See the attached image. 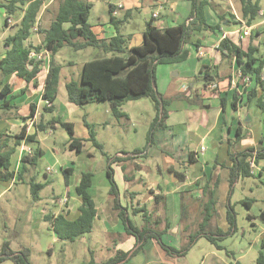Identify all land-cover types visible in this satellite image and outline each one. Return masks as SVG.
<instances>
[{"label":"crops","instance_id":"obj_1","mask_svg":"<svg viewBox=\"0 0 264 264\" xmlns=\"http://www.w3.org/2000/svg\"><path fill=\"white\" fill-rule=\"evenodd\" d=\"M53 1L55 0L45 1V4L43 5V8L39 14L37 24L34 27L37 29V31L33 30V34L25 42V44L28 46L42 47L41 51L38 52L35 48H33L30 53L31 60L42 62L41 71L38 74L37 79L35 81L27 83L24 79L19 78L15 74L6 77L0 76V133L6 135H15L20 133L22 129L26 127L27 134H37V138L40 144L42 141L40 139L41 132L37 130V126L39 124H48L50 121H52L53 118L58 120L60 119L63 122L73 123L70 117L80 107L69 102L66 84L70 80H74L77 82L81 81L84 64L87 62L84 61L82 64H76L71 61L67 62L66 58L60 57V54L62 52H60L56 56V62L61 64L62 66L60 73V83L58 87V96L54 103L56 106V110L58 108L57 103L59 102V95L62 89H66V94L62 96L65 104H63L62 107L63 112L55 115L52 119H47L46 115H53L56 113V110L52 114L43 112V108L47 104V102L43 99V94L45 92L46 81L50 70L51 56L49 51L45 49L42 43L43 37L41 38L38 35V28H48L51 22L55 19L60 6L64 2V0H57L58 9L56 13H54L52 17H48L46 19L45 17L47 15L45 14V12H49V9L47 8ZM86 1L92 4V11L89 21L92 24L94 32L99 39H110L117 35L116 28L110 23L109 12L110 7L112 6L114 7V16L117 18V20L124 21L120 28L121 32L129 39V47H137L143 44L145 27L141 32L137 34L133 32H126L125 30V26L129 24L132 17L131 11H133V9H138L137 5H139L138 3L140 2V0H117V2H113L111 0ZM209 1V5H207L205 8L209 24L217 25L220 23V18L223 17L226 21L224 22L222 29L216 33L201 31L200 33L194 34L190 38L189 42L185 45V48L190 52L189 59L181 63L169 64L167 66H173V68L176 69L179 68V64L190 62L192 68L191 72H184V79H187L189 81L195 78L196 72L198 70L200 73V77H203L204 72L206 71H209V73L212 74L217 70L219 72V78L209 84L204 81L203 87L208 89L211 88L213 84L217 86L227 84L228 86H231V89L227 90L224 93H219V95L214 94L210 98L208 90H205L203 88L195 90L193 86L189 87L190 90L188 89V94L184 95L182 92H179L177 96L179 100V107L178 109H174L173 111L169 110V118L166 121V128L163 130L164 135H162V133L160 132L156 133L157 142L159 140L161 144L160 149L158 148L153 150V146H151L147 151L141 154L127 155L125 153H120L117 157H119V159L121 160H117L112 164L115 183L116 174L118 173V171H121L123 174L119 177L121 180V185H117L116 183V186L119 191L120 203L124 208L128 210V216L130 218L131 216H136L133 214V210L144 208L148 213L152 215L151 220L148 224L145 222V220L143 224H137V227L141 229L146 227L148 230L150 229L154 232H163L166 235L173 232L178 233L181 230L182 232H186V225H184L185 220H182L181 224H179L180 227L178 228H176V226L171 221L172 210L170 207V197L174 198L179 195L186 194L189 196L190 194L191 196L189 197H182L186 206L188 205V216L196 210L199 214L202 215V217H204V213L208 209V205L211 201H217L219 206L221 207L223 206V203L227 204L226 199H228L230 189V167L232 166V162L229 158V153H239L250 148H254L255 150H257L264 145L263 124L262 127L258 126L257 123L255 124V120H257L256 118H259L260 122L262 123L263 112L256 106L255 102L246 103L245 98H243V100H240L236 104L237 110H234V108L232 107L234 94H236L238 97L242 96L243 94L242 92L239 93V90H241L240 88H238V91L235 90V86L240 83L239 81H237V83L235 80V73L238 72L239 69L236 66L235 60H233L231 63L230 61L223 59L222 52L220 51V44L224 39H229L234 44L242 47L243 50H247L250 45L258 47L257 42H260L264 35V9L262 8L260 12V16L262 18L252 27H248L245 25V23H240L241 2L239 5V9V7L234 3L233 0ZM148 2L153 9L152 15L148 21L153 19L154 25L158 28L166 29L177 27L185 23L188 24L193 8V0H186L184 2V5H182L184 7V13L171 11L169 14L162 13V9L165 8L166 0H148ZM97 4L105 5L103 7V11L108 15L105 16L104 19L95 18L94 22H92V12L96 10ZM236 6L238 7V9ZM238 10H240L239 13ZM43 19L45 22L49 20V25L47 27H43V24H45L44 21L42 22ZM148 21L145 22V26ZM228 21L230 22V24H228ZM246 30L249 31V36L244 35V32ZM197 42L200 44V47L198 49L196 48ZM4 57L5 51L1 50L0 60ZM203 67H205V71L201 72ZM30 68H32V66H30ZM221 73L222 76L223 74H227V76L222 77ZM6 84L12 87V92L6 97H3L1 95V90ZM246 86L249 87L248 89L252 87L251 85ZM23 90L25 91L24 93H22ZM195 92H198L197 97L202 96L206 100V102L201 103L200 107L206 108L208 111L199 113L197 109H194L191 106L188 107L187 105L185 107L184 103L189 102L188 99L191 97L190 95ZM223 95L226 97H223ZM7 101L9 104L4 108L3 104ZM193 104L197 103L193 102ZM215 104H217V108L215 110H212V105ZM33 110L34 114L32 115L31 113ZM178 113L181 114L178 115ZM243 117L244 119L246 117L249 123L251 121V123L254 124L251 125V123H244ZM124 118L127 119L128 122H130L129 116L128 118ZM58 127L59 126L56 124L55 128L42 133L54 134ZM239 128H241L242 130V139L239 142H235L236 133ZM167 132H170V134L168 135ZM81 133L82 137L79 136L77 132H75L76 137L84 139L86 141L90 138L89 131L85 124L81 130ZM232 140L234 142L230 145L231 147L227 146L228 150L226 149L225 154V144L223 142L226 141L227 143H231ZM207 141L212 142L213 148L210 151L211 155L216 158V163L212 166L209 165L208 161H202V158L205 157L206 153L209 151V148L205 147V143ZM261 141L263 142L261 143ZM194 143H197V147L200 148L193 150L192 146ZM85 145L86 144L84 142V147ZM202 147L204 148V150H202ZM26 149H32V147L26 145L23 142L17 149L15 154L12 156L11 169L15 171L16 174H19L22 171L23 163L21 162V159L24 155H27V152L25 151ZM190 153H192L193 155V163L186 165L189 161ZM150 155L156 158L164 159V161L166 162V169L169 171L170 181L168 183H165V187L160 184V174L162 171H164L162 167L158 166V174H155L144 165V160H146V158H148ZM87 156L92 157L93 154L87 153ZM176 164H182L183 170H177ZM263 166L264 161H262L256 169H253V175L255 177L264 179V172L263 175L260 176V171ZM29 168L30 167H28V171L26 173L30 171ZM61 168H63L64 172L65 170H67V168H65V164L61 165ZM190 168L191 170H189ZM47 171L50 172V168H48ZM105 171L106 177L108 179L107 185L111 189V183L107 175L108 160ZM26 173H24V176ZM177 173H184L185 179L183 181L179 180L177 177ZM24 176L20 178L15 177L11 181H0V183L7 184V187H2V184H0V201L4 198L2 196L8 195V193H6L7 189H10V191H12L13 189H16V187L18 188L23 184L30 186V183L34 179L36 180V176L34 175V173L30 181H27ZM45 176L48 177V173H46ZM45 183L46 186L49 184V182ZM94 183L95 175L93 176L92 186L89 189V193L92 195L95 201L97 216L94 219L93 232L89 234V243H87L88 240L85 236L77 239L86 246V252L85 256L82 258V261L76 259V261L78 260V262L76 263V261H74V264L89 263L92 259H94L96 263H103L113 258L118 251H130L132 253L140 246V244L137 243V239L135 237L127 234L125 225L120 219L118 211L115 209V196L110 194V189H107L108 197L106 200V205L102 207L98 204L97 200L99 197L97 193L94 194L92 192L93 188H95ZM67 184L68 186L70 185V179L68 180ZM78 184L79 182L75 184V192ZM191 191L198 193V197H193V193ZM235 192H233L232 197H234ZM41 195L42 194H40V200L38 201L39 203L42 202L43 197H41ZM142 197L143 200L141 199ZM65 199H67L66 205L62 204L61 202ZM55 200H57L56 211L47 212L46 208L44 207L42 212L44 219L46 215L58 216L59 214H64L68 220L74 221L80 216V207L82 206V200L78 195L77 197H57ZM244 200H247L249 204H251L250 200L246 198ZM153 201H155L156 204L160 202L163 207V210L158 213L162 214V221L158 217L157 219H155L156 224L152 221L154 217L153 211L148 208L152 205ZM135 204L136 207L134 208ZM217 205L215 206V209L217 208ZM175 217H177V215ZM215 217L216 215H213L208 226L212 224V221ZM254 218L255 216L251 215L249 219L252 220L254 226L258 227V225L254 222ZM201 223L199 224V228ZM216 224L218 225V223L215 222V225ZM77 240H75L74 242H76ZM155 243L156 242L149 240L144 245V249L141 252L130 258L129 264L161 263L158 262L162 260L159 252L157 251L158 247L157 245H155ZM91 244L95 246L96 249L91 248ZM104 251L105 253H109L107 257H103ZM139 257L140 261L136 262V258Z\"/></svg>","mask_w":264,"mask_h":264},{"label":"trees","instance_id":"obj_2","mask_svg":"<svg viewBox=\"0 0 264 264\" xmlns=\"http://www.w3.org/2000/svg\"><path fill=\"white\" fill-rule=\"evenodd\" d=\"M46 0H3L0 1V8L6 12L5 26H9L8 19L15 17L19 22L15 32L7 36L4 41L5 57L0 60V76L6 77L15 74L19 78L30 83L37 79L41 71V61L30 59V53L33 48L36 51H41V46L32 47L25 42L33 34V29L37 24L39 14ZM209 0H193V8L188 24H182L173 28L160 29L154 25L153 19L148 21L144 30V42L141 46L129 47V39L121 32V25L124 21H119L114 16V7H110V23L117 30V35L110 39H99L94 32L93 26L90 23V15L92 4L86 0H64L60 6L55 19L51 22L48 28H38V33L43 37V45L49 51L51 56L50 70L46 81L45 92L43 99L47 104L43 108L44 113L52 114L56 110L55 101L58 96V87L60 83V73L62 66L56 62V56L64 49L69 48L72 51L79 52L86 49L98 50L100 55L84 64L82 78L80 82L70 80L66 84L68 100L70 103L83 108L87 104L94 102H108L111 106L113 115L117 119L128 117L123 112L122 107L130 101H136L143 98L151 99L156 109V118L152 123L149 135L148 144L143 151L135 150L134 154H141L149 149L154 144L155 132L158 129L166 128V121L169 118L170 101L157 90L156 85V70L159 65H169L181 63L189 59L190 52L185 48L190 38L201 31L216 33L219 32L225 18H220V23L217 25L209 24L206 16L205 8L209 5ZM261 0H241V21L246 26L252 27L262 17ZM228 24L230 22L228 21ZM227 24V25H228ZM261 34V33H260ZM264 34V32H263ZM264 46V42H263ZM200 44L196 43L198 49ZM220 51L223 59L232 63L236 62L244 81L249 77L251 88H245L242 96L234 94L232 107L237 110L236 104L245 98L246 103L255 102L256 106L263 112V129H264V53L260 56L259 47L250 45L247 50L234 44L229 39H224L220 44ZM32 66V68H30ZM205 71V67L201 72ZM204 81L209 84L219 78V72L214 73L209 71L204 72ZM231 78V75H230ZM7 89V90H6ZM12 92V87L8 84L4 85L1 90V95L6 97ZM25 91L23 90L22 93ZM225 103V100H224ZM8 101L3 104V107L8 106ZM225 106V105H224ZM34 114V110L31 113ZM63 128L69 135V148L78 154L83 153L84 142L86 140L76 137L75 126L71 122H63L60 119H52L48 124L37 126L39 132H45L55 125ZM84 124L89 131L90 138L87 140L92 142L101 152L103 146L97 141V134L94 125L89 124L84 117ZM242 139V130L238 129L235 142ZM32 147V154L24 155L21 159L23 163L22 171L16 174L11 169L12 156L22 143ZM263 141H261L262 143ZM105 154V153H104ZM44 155V151L37 138V134H27V128L15 135H6L0 133V181H11L15 177H23L28 171V167L36 166L39 159ZM192 153H190L188 164H192ZM230 160V189L227 204V221L230 224V230L236 226V215L230 202L234 185L241 178L253 177V169L251 162L258 166L264 161V145L255 150L250 148L239 153H231ZM119 157L113 159L108 158V178L111 183L110 194L115 196V209L118 211L120 219L123 221L126 232L137 239L140 246L132 253L130 251H118L116 255L103 263H96L92 259L89 263L82 264H129L130 258L137 255L144 249V245L149 240H154L158 246L169 257H183L187 250L193 245L198 235H204L212 243H217V236H222L221 230L217 229L216 233L207 232V227L213 217L212 209L218 204L217 201H211L208 205L207 213L203 217L200 225V230L197 234L191 235L189 244L182 248L176 249L168 246L163 242V232H154L146 227L143 229L134 225L131 218L128 216V210L120 203L119 191L114 180V172L112 164ZM73 169L65 170V177L68 182L69 176ZM264 166L260 171V176L263 175ZM185 173V172H184ZM184 173H177L179 180L185 179ZM93 173H82L79 184L76 187V193L82 200L80 207V216L74 220H68L64 214L58 216L46 215L45 221L48 222L61 241L74 242L75 240L89 235L93 232L94 219L97 216V209L89 189L92 186ZM46 187V183H38L34 179L30 183V192L34 202L40 200V194ZM248 208L251 204L247 200L243 201ZM254 202V201H253ZM145 213L144 220L148 224L152 215L146 209H134L133 214ZM264 216V210L262 211ZM251 215H249V218ZM229 233V232H228ZM219 249L222 246L217 244ZM264 249V240L262 242ZM30 250L25 249L20 252H14L10 249L9 242H6L0 252V263L12 259L15 264H31ZM240 264V263H238ZM255 264H264V253L260 252Z\"/></svg>","mask_w":264,"mask_h":264},{"label":"rangeland","instance_id":"obj_3","mask_svg":"<svg viewBox=\"0 0 264 264\" xmlns=\"http://www.w3.org/2000/svg\"><path fill=\"white\" fill-rule=\"evenodd\" d=\"M0 1L2 2L3 0ZM111 1L117 2V0ZM185 1L186 0H166L165 8L162 9V13L169 14L171 11L184 13V7L182 5H184ZM233 1L239 7L241 1ZM138 4V9H133V11H131L132 17L129 24L125 26L126 32H133L136 34L141 32L145 27V22L148 21L152 15L153 9L149 5L148 0H140ZM104 6L103 4H97L96 10L92 12V22H94L95 18L104 19L105 16L108 15L103 11ZM261 6L264 9V0H261ZM47 9H49L50 13L48 11L45 12L47 15L45 17L46 19L52 17L53 14L56 13L58 1H53ZM239 12L240 10H238V13ZM5 17V10L0 8V51H5V38L15 32V25L19 22L15 17H12L14 24L5 26ZM44 23L43 27H47L49 25V20L47 22L44 21ZM38 35L42 38L41 34L38 33ZM263 42L264 35L262 40L257 42L259 47L258 54L260 56L264 53ZM61 52L60 57L66 58L67 62L71 61L76 64H82L84 61H90L100 55L99 51L95 49L75 52L68 48L63 49ZM178 67L179 68L175 69L173 66L159 65L156 70L157 90L170 101L171 104L167 107L169 110L173 111L174 109H178L179 100L177 96L179 92H182L184 95L188 94L189 87L193 86L195 90L200 88L208 90L209 98L214 94L219 95V93H224L231 89V86L227 84H223L222 86L213 84L211 88L206 89L203 87L204 78L199 76V70L196 72L194 79L190 81L184 79V72L190 73L192 70L190 62L179 64ZM225 76H227V74H223L222 77ZM235 80L236 82H240L235 86V90L238 91V88H240L241 90H239V93H244V87L247 88V86L243 83V80L239 78L238 72L235 73ZM197 93L195 92L190 95L191 97L188 99L189 102L184 103L185 107L187 105L188 107L191 106L197 109L199 113L208 111L206 108L200 107L201 103L206 102V100L202 96L197 97ZM65 94L66 89H62L59 95L56 113L53 115H46L47 119H52L55 115L63 112L62 107L65 103L62 96ZM223 97L226 96L223 95ZM193 102L197 104H193ZM217 104L212 105V110L217 108ZM121 110L130 117V122L125 118L117 119L113 115L108 102L87 104L84 108H78L70 117L73 124H75V132H77L79 136L82 134L81 130L84 126V117H86V121L89 124L94 125L97 141L103 146L105 154L89 141L85 142L86 145L82 154H77V152L70 150L68 144L69 135L61 127H58L54 134L40 133V139L42 140L41 147L44 151V155L39 159L36 166H27L30 167V171L25 174L24 178L30 181L34 173L37 182H49V184L41 192V197H43L41 203L33 201L30 186L26 184L20 185L12 191L7 189L6 193H8V195L2 196L4 198L0 201V252L3 245L9 242L10 248L14 252L23 249L30 250L31 264H74L76 259L82 261V258L85 256L86 246L83 245L80 240L74 243H67L59 240L54 234L50 224L44 221L42 212L44 207L47 212H55L57 209V200L55 199L57 197H77L75 184L79 182L82 173L85 172H92L95 175V188H93L92 192L94 194L97 193L99 197L97 201L100 206L103 207L106 205L108 197L107 189H110L107 185L108 179L105 174L108 158L113 159L119 156L120 153L129 155L134 154L135 150L143 151L148 144V135L152 123L156 118L154 103L148 98L127 102ZM179 114L181 113H178V115ZM256 119L255 124L257 123L258 126L262 127L259 118ZM243 122L246 124L251 123V121L250 123L248 122L246 117L245 119L243 117ZM253 124L251 123V125ZM163 130L164 129H158L155 132L153 150L160 149L161 144L159 140L157 142L156 133L160 132L164 135ZM167 134L169 135L170 132H167ZM233 142V140L231 143H227L226 141L223 142L225 144V154L226 149L228 150L227 146L231 147L230 145L233 144ZM197 146V143H194L192 149L196 150L200 148ZM205 147L209 148V151L206 153V156L202 158V161H208L209 165L212 166L216 163V158L211 155L210 151L213 148L212 142L207 141ZM87 153H92L93 156L88 157ZM144 161V165L155 174H158V166L162 167L164 171L160 174V184L165 187V183L170 181V174L166 169V162L164 159L150 155ZM64 164L65 168L73 169V172L69 176V186L67 184L65 172L63 168H61V165ZM186 165H188V163ZM48 168H50V172L47 171ZM176 169L180 171L183 170V165L176 164ZM189 170H191V168ZM120 172L121 171H118L116 174L117 185H121L119 177L123 174ZM46 173H48V177L45 176ZM0 184H2V187H7V184ZM191 192L193 193V197H198V193L194 191ZM233 192H235V195L234 197H232V195L230 198L231 205L236 215V226L233 230H230V224L227 221L228 199H226L227 204L223 203L222 207L218 204L216 209H212V214L214 216L216 215V217L213 219L212 224L206 229L209 233H216L217 229L222 231L223 235L217 236V243H212L204 235H198L193 245L187 250L183 257L174 256L171 258L166 255L157 243H155L162 260L158 261L161 263L155 264H255L260 252L264 253V249H262L264 218L261 214L262 210H264V179L255 176L241 178L238 183L234 185ZM189 196L191 195L189 194ZM189 196L187 194L179 195L174 198L170 197L169 199L172 210L171 221L176 228H178L182 220H185L184 225H186L187 230L186 232H182L181 230L178 233L173 232L162 236L163 242L166 245L169 244L168 246L171 245V247L176 249H182L189 244L191 235L199 232V224L203 218L196 210L188 216V205L186 206L182 197L185 198ZM245 198L251 201L250 208L244 204L243 200ZM141 199L143 200V197ZM135 207L136 204L134 205V208ZM148 208L153 211L154 217L152 221L154 223L155 219L158 217L162 221V214H158L163 210L160 202L156 204L155 201H153L152 205ZM206 213L207 210L204 215ZM144 214L145 213H138L136 216H131L134 225L137 226V224L141 225L144 223ZM176 215L177 217H175ZM249 215L255 216L254 222L258 227L253 225L252 220L248 218ZM215 222L218 223V225H215ZM85 237L88 240L87 243H89L90 236L86 235ZM151 241L155 242L154 240ZM217 244L222 246V249H219ZM91 248L96 249L92 244ZM103 254V257H107L109 253H105L104 251ZM138 261H140V257L136 258V262ZM0 264H15V262L9 259Z\"/></svg>","mask_w":264,"mask_h":264},{"label":"built area","instance_id":"obj_4","mask_svg":"<svg viewBox=\"0 0 264 264\" xmlns=\"http://www.w3.org/2000/svg\"><path fill=\"white\" fill-rule=\"evenodd\" d=\"M157 16V15H156ZM8 24H14V22H13V19L12 18H9L8 19ZM34 31H37V29L36 28H34L33 29ZM244 35L245 36H249L250 34H249V31L248 30H246L245 32H244ZM201 55H203V54H201ZM238 75H239V78H241L242 77V75H241V73L238 71ZM263 78H264V75H263ZM242 80V79H241ZM243 83H245L246 85H250V83H251V81H250V79H249V77L248 78H246L244 81H243ZM202 150H204V148L202 147ZM26 152H27V154H29V155H31L32 154V149H26L25 150ZM251 168L252 169H256L257 168V166L255 165V163L254 162H251ZM62 202V204H66L67 203V199H65V200H63V201H61Z\"/></svg>","mask_w":264,"mask_h":264}]
</instances>
